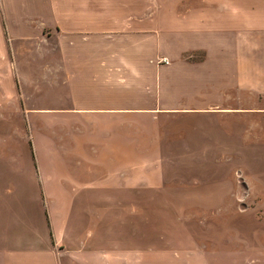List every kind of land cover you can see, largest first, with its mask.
Instances as JSON below:
<instances>
[{"label":"crops","instance_id":"0c3cea01","mask_svg":"<svg viewBox=\"0 0 264 264\" xmlns=\"http://www.w3.org/2000/svg\"><path fill=\"white\" fill-rule=\"evenodd\" d=\"M0 72L48 119L0 145V264H264L230 211L184 203L264 164L237 122L264 134V0H0Z\"/></svg>","mask_w":264,"mask_h":264},{"label":"rangeland","instance_id":"374dc122","mask_svg":"<svg viewBox=\"0 0 264 264\" xmlns=\"http://www.w3.org/2000/svg\"><path fill=\"white\" fill-rule=\"evenodd\" d=\"M21 58L22 57H19V61ZM48 58L49 57H47V55H42L38 57V61L42 64H46ZM17 69L21 76V80L24 82L25 79L22 77V74L25 75L23 73V64L18 65ZM36 71L37 70L33 69H29L28 71L25 70V72L28 74L25 75L28 86H22V88H19V90L26 94V103H30L34 106L47 105L49 88L47 85L41 86L40 82L33 81V79L37 80ZM0 94L6 95V98L3 96V99H5L6 102L2 101L3 103H0V115H4V117H0V145L7 144L8 148H11V151H13L9 154L8 158H14L13 155L17 154L18 151L17 149L15 150V148L20 150V144H23V149L24 151L26 150V142L29 141V131L31 132L34 127L46 128L44 126L48 124V119H44L42 117H38L37 119L27 118L25 116L26 111H28V109H30L32 106L26 103L23 104L19 93H14L15 99L11 101V96L14 95H12L11 86L9 87L0 85ZM0 98L2 99V96ZM234 120L236 121L238 119ZM237 122L238 124L245 122L248 125L244 130L241 131L243 138H247L248 143L258 140V143L263 146V150L261 152H253V158L257 157L256 154H259V159H263L264 162V134H262L259 130H256V126H252V124L244 118L239 119ZM249 153L251 154L252 152ZM230 162L231 164L234 163V161ZM228 171H231V178H233V181L237 182L235 183V186L238 187L235 190L236 192L233 193L235 197L224 200H184V203L185 205L191 204L193 206H198L201 208V210L206 209L207 207L209 210L216 208L218 211H221L220 213L225 210L230 211V216L227 214V218L229 216L231 219L230 222L227 221V232H229V236L227 238L235 239L238 234V238L242 242L245 241L247 244H255L256 242H260L264 245V164L255 166L253 168L239 167L233 164L228 167ZM241 178L243 180H247L246 183L249 187L248 195L251 197H247L245 196V193V195L242 193L244 192V189L239 183ZM257 195L261 197H252ZM149 201L152 202V200ZM153 201V204L158 203L159 205L166 203L165 201L161 200ZM203 211L206 213L209 212L208 210ZM207 216V214H201V218H205ZM213 216H216L217 220L222 217L220 214H214ZM244 224H248L246 229L242 228ZM236 226H241V231L238 232L236 230Z\"/></svg>","mask_w":264,"mask_h":264},{"label":"built area","instance_id":"2783aa9c","mask_svg":"<svg viewBox=\"0 0 264 264\" xmlns=\"http://www.w3.org/2000/svg\"><path fill=\"white\" fill-rule=\"evenodd\" d=\"M160 62H163V63H167V59L166 58H164V57H162V58H160V60H159Z\"/></svg>","mask_w":264,"mask_h":264}]
</instances>
